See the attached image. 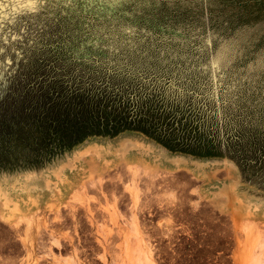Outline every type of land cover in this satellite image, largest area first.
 Listing matches in <instances>:
<instances>
[{
  "label": "rangeland",
  "instance_id": "obj_1",
  "mask_svg": "<svg viewBox=\"0 0 264 264\" xmlns=\"http://www.w3.org/2000/svg\"><path fill=\"white\" fill-rule=\"evenodd\" d=\"M32 75L119 87L126 129L0 168L35 188L0 200V264H122L141 223L158 264L264 261V0H0V92ZM124 137L152 150L78 154Z\"/></svg>",
  "mask_w": 264,
  "mask_h": 264
},
{
  "label": "trees",
  "instance_id": "obj_2",
  "mask_svg": "<svg viewBox=\"0 0 264 264\" xmlns=\"http://www.w3.org/2000/svg\"><path fill=\"white\" fill-rule=\"evenodd\" d=\"M98 83L105 84L103 81L82 83L69 81L67 77L44 75L3 81V91L0 92V101H3L0 105L3 108L0 168L38 166L89 136L115 135L124 131V127H102L104 120L116 122L117 115L121 117L127 112V104L119 87L95 85ZM22 91H27L28 96L37 95L40 102L32 111L16 115L21 128L14 130L8 126V118L13 115V105ZM150 99L161 103L158 96ZM239 143V140L230 141L228 148L239 152L236 150Z\"/></svg>",
  "mask_w": 264,
  "mask_h": 264
},
{
  "label": "bare ground",
  "instance_id": "obj_3",
  "mask_svg": "<svg viewBox=\"0 0 264 264\" xmlns=\"http://www.w3.org/2000/svg\"><path fill=\"white\" fill-rule=\"evenodd\" d=\"M93 151L97 155H105L107 152H113L114 155H122L125 156L127 152L132 150L136 151V153H146L149 150H152V147L144 142V140L140 138H131L124 137L121 138L118 142L115 143H90L82 151H79L78 154H82L88 151ZM135 155L133 156V158ZM132 158V159H133ZM137 158V157H136ZM59 171L55 172L56 174ZM32 177V176H31ZM34 179V178H33ZM30 180L29 176L24 177L23 185L19 187V190L14 186H0V200L3 207H8L12 209H16L19 207L20 201L16 196L17 190L19 193H27L35 188L33 186L28 185ZM32 180V179H31ZM16 190V191H15ZM146 258V255H144ZM149 261V260H147ZM255 262V261H253ZM255 264H264V261L261 263Z\"/></svg>",
  "mask_w": 264,
  "mask_h": 264
},
{
  "label": "crops",
  "instance_id": "obj_4",
  "mask_svg": "<svg viewBox=\"0 0 264 264\" xmlns=\"http://www.w3.org/2000/svg\"><path fill=\"white\" fill-rule=\"evenodd\" d=\"M150 221H146V224ZM156 223L153 222V226ZM143 223L141 225L139 224V228L135 229L134 233H129L126 235V239L123 240V238L116 239V242L123 241V248H122V254H121V262L122 264H158L153 259L152 256V249L150 247L148 237L145 229L143 228ZM130 230V229H129ZM131 232V231H130ZM249 250L250 249H244L242 252L239 253L238 256V263L239 264H255L261 263L259 261L258 255H252L249 256ZM146 255V258H144ZM251 255V254H250ZM105 258L108 259L107 255L105 254ZM149 260V261H147ZM255 261V262H253ZM64 264H68L63 261ZM72 263V262H71ZM76 264V263H72Z\"/></svg>",
  "mask_w": 264,
  "mask_h": 264
},
{
  "label": "snow or ice",
  "instance_id": "obj_5",
  "mask_svg": "<svg viewBox=\"0 0 264 264\" xmlns=\"http://www.w3.org/2000/svg\"><path fill=\"white\" fill-rule=\"evenodd\" d=\"M40 102L37 95L28 96L27 91H22L15 100L12 108L13 115L8 118V126L14 130L21 128V125L16 119V115L22 114L25 111H32L33 108ZM3 101H0V105ZM0 119H3V108L0 107Z\"/></svg>",
  "mask_w": 264,
  "mask_h": 264
}]
</instances>
